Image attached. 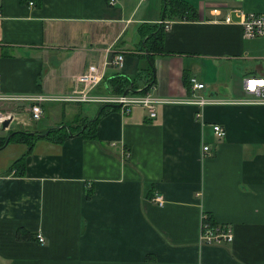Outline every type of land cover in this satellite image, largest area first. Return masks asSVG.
I'll return each mask as SVG.
<instances>
[{"label":"crops","instance_id":"obj_1","mask_svg":"<svg viewBox=\"0 0 264 264\" xmlns=\"http://www.w3.org/2000/svg\"><path fill=\"white\" fill-rule=\"evenodd\" d=\"M107 1L0 0V91L66 97L95 66L103 81L90 95L115 97L108 81L116 75L137 91L146 86L150 57L148 93L157 99L245 102L244 80L264 76V39L217 22L233 9L262 13L264 0H181L195 10L192 20L172 17L170 6L164 18L166 0ZM142 25L163 26L164 53L148 52ZM117 55L120 71L111 65ZM185 78L204 89L188 92ZM102 106L48 101L40 120L19 116L37 136L100 118L95 140L38 138L27 154L8 136L0 149V264H264V106L166 104L153 119L141 107L100 114ZM14 123L1 138L20 131ZM204 217L231 228L233 241L201 244Z\"/></svg>","mask_w":264,"mask_h":264},{"label":"built area","instance_id":"obj_2","mask_svg":"<svg viewBox=\"0 0 264 264\" xmlns=\"http://www.w3.org/2000/svg\"><path fill=\"white\" fill-rule=\"evenodd\" d=\"M119 1L120 0H108V6L115 7ZM29 5L31 6L32 3ZM211 14L217 17L221 15L218 9H213ZM217 22L240 27L244 39H264V12L247 14L241 9H233ZM123 60L124 58L122 55H117L111 61V65L120 71L123 67ZM101 81L102 76L99 70L95 66H89L86 73L75 78V82L81 85V89L66 97L52 98L43 95L9 94L0 91V129H2V124L7 120H10L9 125L17 122L19 116L23 113L27 114L32 121L40 120L43 114L42 103L48 101L74 104H113L119 106L123 114L128 113L132 107H141L146 110L148 118L150 119L155 117V110L158 105L166 104H190L197 106L200 109L207 105L247 104L264 106V76H252L244 80V92L250 96L245 102L206 99L195 95H192V97L188 98L186 101L157 99L150 93L145 95L125 94L115 97L90 95L91 91L94 90ZM190 82L192 93L204 89V85L199 83L196 79H192ZM212 129L214 135L218 139L224 138L225 131L222 127L214 125ZM208 151L209 148L207 146H202L203 154H206ZM197 196H199V194ZM155 202L159 206L163 205V201L160 198H156ZM232 241L233 233L231 228L223 225L209 224L206 222L205 217L203 218L200 231L201 244L220 245L231 243ZM37 242L39 244H44L45 240L41 235H38Z\"/></svg>","mask_w":264,"mask_h":264},{"label":"trees","instance_id":"obj_3","mask_svg":"<svg viewBox=\"0 0 264 264\" xmlns=\"http://www.w3.org/2000/svg\"><path fill=\"white\" fill-rule=\"evenodd\" d=\"M108 4V1H107ZM167 6H170L172 12V17H177L180 19H195V10L192 8H188L185 2L181 0H166L165 4V12L163 17L165 18L166 15L169 13L167 11ZM170 14V13H169ZM140 34L142 36H147L145 40V46L150 53H164L163 49V39H164V28L163 26H149V25H142L139 27ZM142 30H146L143 32ZM142 31V32H141ZM145 75L148 78L147 84L144 88L137 91L134 87H131V82L128 78H125L121 75H116L112 79L108 81V87H109V93L108 96H122L124 94L131 95V94H139V95H145L149 92V90L153 87L155 81H154V66L152 63V58L150 57L149 65L145 71ZM103 81V80H102ZM102 81L100 84H102ZM184 84L186 86V89L188 92H190L191 89V82L188 79H184ZM116 105L113 104H105L101 107L102 114L104 110L107 108H115ZM100 116H98L96 119L92 121L82 120L80 123L72 125V126H64L60 125L57 128L50 129L47 136L44 134L46 131L42 132V136H37L38 132H34L32 135L27 131H16V132H10L6 137L1 138L0 137V149H2L5 146V143L8 139V136L11 135L9 138L10 142H17V143H23L27 146V152L31 151V148L33 147L34 142L38 138H44L48 141H51L54 144H63L67 139L74 135L81 136L87 140H95L96 139V126L98 123ZM23 159L17 160L14 165L12 166V169L16 170L19 169L20 165L23 164Z\"/></svg>","mask_w":264,"mask_h":264},{"label":"rangeland","instance_id":"obj_4","mask_svg":"<svg viewBox=\"0 0 264 264\" xmlns=\"http://www.w3.org/2000/svg\"><path fill=\"white\" fill-rule=\"evenodd\" d=\"M231 64H232V62H230ZM228 66H230V67H232V65H230V64H227V65H223L222 67H220V68H218V66L217 67H215V70L216 71H218V72H225V71H227V70H230L229 69V67ZM94 108H96L97 109V107H94ZM22 120V119H21ZM23 121H25V119L23 120ZM19 122H20V119H19ZM26 122H24V124H25ZM15 124V123H14ZM31 125H32V123L30 124V125H23V122H20V123H16L15 124V127H13L14 129H16V130H24V131H29V130H31ZM44 124H43V122H38V126L39 127H41V126H43ZM45 135V134H44ZM0 137H2V135H1V133H0ZM13 143H15V142H13Z\"/></svg>","mask_w":264,"mask_h":264},{"label":"water","instance_id":"obj_5","mask_svg":"<svg viewBox=\"0 0 264 264\" xmlns=\"http://www.w3.org/2000/svg\"><path fill=\"white\" fill-rule=\"evenodd\" d=\"M125 95V94H124ZM9 123H10V120H7L5 121L3 124H2V129H6L8 126H9ZM49 132H46L45 133V136L48 135ZM31 134V133H30ZM8 143V141H6V144Z\"/></svg>","mask_w":264,"mask_h":264}]
</instances>
